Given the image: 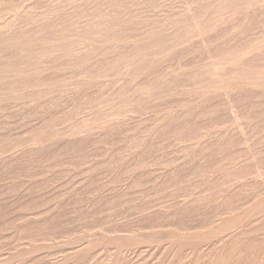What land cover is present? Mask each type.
<instances>
[{
  "label": "rangeland",
  "instance_id": "374dc122",
  "mask_svg": "<svg viewBox=\"0 0 264 264\" xmlns=\"http://www.w3.org/2000/svg\"><path fill=\"white\" fill-rule=\"evenodd\" d=\"M0 264H264V0H0Z\"/></svg>",
  "mask_w": 264,
  "mask_h": 264
}]
</instances>
